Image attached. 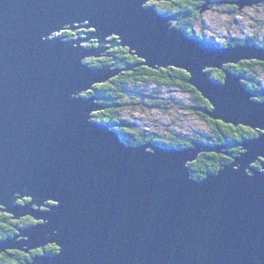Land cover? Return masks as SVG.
Returning a JSON list of instances; mask_svg holds the SVG:
<instances>
[{
  "label": "water",
  "instance_id": "95a60500",
  "mask_svg": "<svg viewBox=\"0 0 264 264\" xmlns=\"http://www.w3.org/2000/svg\"><path fill=\"white\" fill-rule=\"evenodd\" d=\"M149 1L0 0V210L41 220L0 239V253L55 243L56 254L27 264H264V162L251 167L264 158V101L227 68L264 61V47L190 36ZM67 28L89 36L51 37ZM112 35L120 39L112 47L130 46L145 66L187 71L212 119L259 136L202 180L187 162L228 145L125 142L112 123L94 120L105 107L85 95L122 71L85 61L102 56Z\"/></svg>",
  "mask_w": 264,
  "mask_h": 264
},
{
  "label": "trees",
  "instance_id": "16d2710c",
  "mask_svg": "<svg viewBox=\"0 0 264 264\" xmlns=\"http://www.w3.org/2000/svg\"><path fill=\"white\" fill-rule=\"evenodd\" d=\"M199 0H179L178 3L174 1L173 3L167 2V8H157L161 12L172 13L178 16L177 25L179 28H182L185 32L190 35L199 36L207 40L209 43L214 45H219L215 41L210 40L204 35L197 34L194 30H191L190 27L193 26L194 22L198 20L202 15L200 11ZM188 24V25H187ZM72 35L67 33V37ZM237 43H254L264 47V40L259 39L258 35L250 40L245 39H234L226 43H222L223 46H231ZM121 51V52H117ZM116 55L117 59L114 62L118 67H127L133 66V70H126L122 72L114 79L97 84L95 86V91L88 92L85 95H96L98 98H101V102L105 107L103 110L98 111L94 115L95 120L100 121H110L115 124L116 129L121 132L124 138L127 139L124 141L128 144L135 143L136 145L147 142L149 139L154 140L157 144L168 146V147H186L193 143L192 138L183 137L179 133H173L169 135L167 140L162 139L161 133L159 134H148L143 130L137 131L135 127L128 121L126 117L123 116L125 108L130 104H135L134 102V93H143V87L145 84H151L154 82L155 85L159 87H171L176 88L177 86L181 87L184 93H187L189 104L183 103V108L189 112H194L201 114L203 118L209 120L211 126L214 127V132H212L210 137L206 139V143L209 145L226 142L230 146L234 147L233 152H239V146L243 139L247 137H255L257 133L254 130H248L244 132L242 126L234 127L231 124H224L217 120H212L206 114V111L211 109L212 106L210 102L202 96L196 87L189 83L190 75L187 71L176 68H151L142 64L143 60L137 56L129 55L128 53L123 52V50L117 49ZM115 51V50H114ZM92 66H102L107 63L105 59H89L87 61ZM231 70L235 73L243 76V83L252 89L260 99L264 101V89L261 88L258 76L260 72L264 73V61L260 60H244L237 65L229 64ZM214 76V75H213ZM218 81H223V74L218 73L215 77ZM142 86V88H140ZM132 99V100H131ZM187 111V112H188ZM231 158H226L225 156L218 155L213 152H204L201 154V157L191 163V171L195 178H203L210 172H216L222 163L227 162ZM6 216L0 213V223H4ZM37 224V223H36ZM5 228L0 227V238L13 233H5ZM57 245H49L46 250L48 252H53L58 250ZM18 260L15 261V264H26Z\"/></svg>",
  "mask_w": 264,
  "mask_h": 264
},
{
  "label": "rangeland",
  "instance_id": "374dc122",
  "mask_svg": "<svg viewBox=\"0 0 264 264\" xmlns=\"http://www.w3.org/2000/svg\"><path fill=\"white\" fill-rule=\"evenodd\" d=\"M172 1H174V0H172ZM172 1H167V2H172ZM199 1H201V2H199V5L201 6L200 10L204 7L205 4H208L210 7V4L212 2V0H199ZM216 1H218V0H216ZM167 2L165 0H161V1L150 0L148 2V4L152 3L155 6L157 5V7L160 9H162V8L164 9V8H167V4H166ZM217 3L216 2L212 3L211 6L213 5V8L211 10H209V12H207L203 16H201L198 20H196L194 22L193 26L190 27V24L189 25L187 24L188 27L191 30H194L197 34L204 35L207 38H209L210 40L215 41L219 45H221L222 43H226L230 40L245 39V38H249V36H257V35H258L259 39L264 40V17H263L264 16V10H263V13H261V11H260L261 9L255 10L253 8H250V9L246 10L244 13H239V12L231 13L228 8L223 7L222 5H218ZM208 9L203 11V13L206 12ZM172 16H174V15H172ZM177 21H178L177 17L175 19H173V18L169 19V23L171 24V26L179 27L176 24ZM68 30H61L60 32H56V33L52 34L51 37H54L57 35H62L63 38H65V39H77L79 37L89 36L88 28H77V29H68ZM68 32L71 33L72 35L67 37L66 35ZM187 34H189V33H187ZM190 36H194V35H190ZM107 39L109 41H111V43L107 44L108 47L111 46L108 49L109 51L111 50L114 53L115 52L114 50L120 49V50H123V52L128 53L129 55L137 56L136 54L132 53V51L130 52V49H131L130 46L112 47V44H116V43L120 42V39L117 35L109 36V37H107ZM82 44H84L86 46H92L91 41H85V42L83 41ZM243 44H248V43H243ZM93 58L99 59V57H88L85 59V61L87 62L89 59H93ZM109 58L111 59V62L114 61L113 56H110ZM143 62H144V60H143ZM232 65H237V64H232ZM111 67L114 69L115 68L122 69V71L120 70L119 74H121L122 72H125L126 70H133L134 69L133 66H127V67H132L133 69L126 68V67H119V66L117 67L116 65H113ZM169 67H171V66H169ZM172 67H174V66H172ZM124 68H126V69H124ZM161 68H165V67H161ZM166 68H168V67H166ZM176 68H178V67H176ZM227 68H229V67H227ZM156 69H158V68H156ZM180 69H182V68H180ZM207 71H210L212 73L213 78L217 77L218 73L223 74V80L225 78L224 71L222 69H219L218 67H216V68L215 67H209V68H207ZM118 75H116L115 77H117ZM115 77H112L110 80L114 79ZM258 78H259V82L261 84V88L264 89V73L260 72V75L258 76ZM241 82L246 88H248L254 94L255 100L262 101V99H260L259 96L252 89H250L248 86H246L243 83V78L241 79ZM103 83H105V82H103ZM98 84H101V83H98ZM96 85L97 84L94 85V89H91L88 92L95 91ZM140 88H142V86ZM143 91H144V94L143 93H138V94L134 93V95H132L133 97L135 96L134 97V101H135L134 103L135 104L128 105L123 112V116L126 117L128 119V121L135 127V130H137V131L143 130L144 132H147L148 134H151V133L159 134V133H161L162 139H164V140H167L169 135H173V133H179V135H181L183 137L192 138L193 143L189 146H186L189 148L195 147L196 143H198L200 145H206V146H214V145L217 146V145H221V144L228 145L227 147H223L222 151H227V152H229V154L222 152V151L218 152L217 150H211V151L210 150H202L201 152L200 151L198 152V155L194 160L188 161L187 165L189 166L191 176L193 178H195V177L192 174L190 164L193 163L194 161L198 160L201 157V154H203L204 152H210V153L213 152V153H216L218 155L225 156L226 158L227 157L231 158L230 160H228L227 162H224L222 164H232L235 161L236 156H240V155H242L243 152L246 151V149L243 148L244 145H242L241 143H243L245 139L249 140V139L256 138L261 133V131L259 130L258 134L255 137H247V138L243 139L242 142L239 144V146H235V147L239 148V152L238 151L233 152L234 147L230 146L226 142H223V143L221 142V143L209 145L206 143V139L208 137H210L209 135H211L212 132H214V127L211 126L209 120L203 118L201 114H197L194 112L191 113L188 110H185V108H183V103L189 104L190 101L187 100L189 97H188L187 93H184V91L182 90L181 87H179V86H177L176 88H172V86L171 87H168V86L167 87H164V86L159 87L158 85H155L154 82H152L151 84H145L143 87ZM88 92H86V93H88ZM88 96H96V95L93 94V95H88ZM97 99L99 100V102H101V98H97ZM102 105H103V103H102ZM208 117L210 119H212L209 115H208ZM212 120H214V121L217 120V121H220L221 123H224V124H231L236 128L239 126H242L244 129V132L245 131L247 132L248 130L252 129L257 133V131H256L257 129H253V128L246 126L244 124L234 125L232 123H226V122L219 120V119H212ZM108 122H110V121H108ZM113 125L115 127V124H113ZM121 137L123 140L125 139L124 138L125 136H123L122 134H121ZM125 140H127V139H125ZM149 142H151V144L160 145V144H157L152 139H149L145 143H149ZM145 143H142V144H145ZM130 145H136V144L131 143ZM165 147H168V146H165ZM263 162H264V158H261V159L257 160V162L252 163L251 167L257 168L256 166L261 165ZM248 172L251 173L253 171L249 168ZM205 177L206 176H204L203 178H198V179L195 178V179L202 180ZM49 202H47V203H49ZM0 212H1V210H0ZM29 216H31V215H29ZM34 220L36 221V223L41 222L40 219H36L35 217H34Z\"/></svg>",
  "mask_w": 264,
  "mask_h": 264
},
{
  "label": "flooded vegetation",
  "instance_id": "af4514ba",
  "mask_svg": "<svg viewBox=\"0 0 264 264\" xmlns=\"http://www.w3.org/2000/svg\"><path fill=\"white\" fill-rule=\"evenodd\" d=\"M174 1L176 2V4L178 3V0H174ZM174 1H172L170 3H173ZM214 1L216 3L218 2L217 3L218 5H222L223 7L228 8L231 13H237V12L244 13L246 10H248L250 8H253L255 10L256 9H258V10L261 9L260 10L261 13H263V10H264V0H250V1H253V4H251L250 6L247 5L246 7L242 8V9H240L239 5L236 3V1H238V0H218V1L212 0L211 4L215 3ZM186 2H188V0H186ZM211 4H210L209 9L206 12H204V13L200 12L202 16L205 13L209 12V10H211L213 8V5L211 6ZM150 5H154V4L151 3ZM155 7L158 8L157 5ZM163 13H167V12H163ZM168 14L174 15V16H176L178 18V16L175 15V14H172V13H168ZM177 22H176V24H177ZM177 26H179V25H177ZM252 38H254V36H249V38H245V40H250ZM95 45H96V42L94 43V46ZM115 52H116V50H115ZM115 52L113 53L111 50L110 51L108 50V51H106L103 54V56L99 57V59H98L99 61L103 60V59H105L107 61V63H105V65H102V66H113V65H115L114 62L117 59V55H116ZM117 52H121V51H117ZM110 56L114 57V61L111 62V59L109 58ZM256 131H257V134H258L259 130H256ZM29 200H30V198H25V199L19 200V203H26ZM51 203L52 202H49V203H47V205L51 204ZM0 213L4 214L6 216V220H4V223H0V227L1 228H5L4 229L5 233H8V234L9 233H13L11 235H7V236L2 237L0 239H4V238H7V237H14V236H16L19 233V229L24 228V227H29V226H32V225L36 224V221L34 220L33 216H29L28 215V216L21 217V218L18 219V218H14L11 214H9L7 212L1 211ZM49 245H56V244L50 243V244H47L45 247L32 249V250H29V251L12 249V250H8L7 252L0 253V264H15L16 260L20 261L21 263H22V261H24L23 263H26V262L32 261L34 259V257L37 256V255L45 254V253H47V254H55V253H57L59 251V248L56 246L58 248V250L56 252L55 251L48 252L46 250V248Z\"/></svg>",
  "mask_w": 264,
  "mask_h": 264
},
{
  "label": "bare ground",
  "instance_id": "6f19581e",
  "mask_svg": "<svg viewBox=\"0 0 264 264\" xmlns=\"http://www.w3.org/2000/svg\"><path fill=\"white\" fill-rule=\"evenodd\" d=\"M263 101V100H262ZM95 120V119H94ZM215 146V145H214ZM50 202H52V204H48V205H50V206H52V205H54V201H50ZM56 204V203H55ZM55 244V243H54ZM57 245V244H56ZM58 246V248H59V245H57ZM56 254V253H55ZM27 264V263H26Z\"/></svg>",
  "mask_w": 264,
  "mask_h": 264
}]
</instances>
